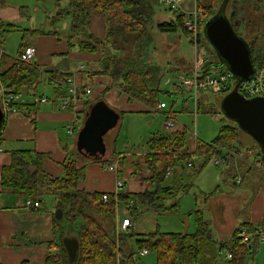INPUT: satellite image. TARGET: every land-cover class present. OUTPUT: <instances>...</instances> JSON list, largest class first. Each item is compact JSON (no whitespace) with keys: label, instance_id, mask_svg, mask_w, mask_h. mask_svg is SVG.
Returning a JSON list of instances; mask_svg holds the SVG:
<instances>
[{"label":"trees","instance_id":"trees-1","mask_svg":"<svg viewBox=\"0 0 264 264\" xmlns=\"http://www.w3.org/2000/svg\"><path fill=\"white\" fill-rule=\"evenodd\" d=\"M196 1L205 18L224 13L236 33L246 41L255 67H264V0ZM158 5V0H70L68 6L60 8L54 16L56 20L71 17V32L66 37L71 46L76 44L82 51H95L97 44L107 46L110 55L103 54L101 57V72L111 76L113 86L130 100L142 103L149 111L157 109L163 92L161 82L164 74L158 65L151 63L148 53V47L153 42L151 31L154 29ZM95 14H103L105 17L106 32L102 40L95 38L90 30ZM184 21L185 16L179 14L174 20L157 23L156 27L163 33L181 29L192 35ZM5 27L0 19V50H3L6 32L12 29ZM33 32L46 34L43 30ZM199 36H203L201 31ZM27 45L28 42H23L21 46ZM216 54L218 61L207 63L203 67L204 75L213 73L207 70L209 66L217 72L229 71L226 64L222 65L217 51ZM0 65V78L5 87L20 89L23 85L37 82L41 76L40 67L36 64L10 59L2 52ZM68 76L61 73V78L55 76V79L67 82ZM4 125L5 122L0 127V139ZM241 130L238 124L223 123L212 142L199 141L195 154L204 158L203 166L213 156L223 152H226L227 162L232 160L233 153H237L241 147ZM147 146L145 161L134 162L132 172L133 175H139L142 169L149 171L150 175L143 179L148 183L147 189L143 192L118 194L119 199L125 202L135 198L137 205L130 210L135 219L145 211L163 214L178 210L177 196L190 191L194 186L192 181L201 170L187 164L191 155L186 153L187 138L184 130L154 136ZM257 154L264 159L261 149ZM11 155V164L2 169L3 189L31 198L51 195L56 202L54 238L49 242L50 252L45 264H133V255L143 248L157 253V264H203L209 248L213 249L216 245L213 229L201 210L197 211V229L194 233L155 230L143 234L133 227L127 233H118V209L114 193L105 201L103 194L106 192L79 188L78 184L84 178L85 171L77 166L76 159L68 158L64 163V175L54 178L44 168L47 154L34 149H20L12 151ZM189 167L193 170L185 181L182 171ZM169 171H173L172 181L168 179ZM171 198L175 202L167 205V199ZM58 209L62 211L61 217L56 215ZM242 228L253 234L250 243H243L239 237ZM258 228L264 230V215L258 225L244 222L234 229L231 240L221 248L232 255L227 264H248L250 258L255 256L260 244ZM66 237H76L80 242L75 263L70 261L65 248ZM218 257L219 253L215 255V258Z\"/></svg>","mask_w":264,"mask_h":264},{"label":"crops","instance_id":"crops-1","mask_svg":"<svg viewBox=\"0 0 264 264\" xmlns=\"http://www.w3.org/2000/svg\"><path fill=\"white\" fill-rule=\"evenodd\" d=\"M105 25L103 14L93 16L90 30L95 38L103 39L106 32ZM48 38H51L53 42L57 41L55 43L58 44L61 42V38L57 35L47 37L44 34H37L35 41L28 42V45L34 44L37 48L36 57L32 62L40 67L41 76L37 82L23 85L20 89H17L14 86H3L0 78V104L2 108L5 97L10 93L14 96L12 106L16 108V112H4L5 125L0 139V264H45L47 254L50 252L49 242L54 238L53 223L56 204L54 198L51 206L41 198V207L31 209L26 206L27 196L4 190L2 187V169L4 166L11 164V152L20 149H34L37 152L45 153L48 155L44 161L45 171L54 178L62 177L64 175V163L68 158H73L74 154L78 152V134L76 137H74V134L80 123L84 125L87 111L96 103L94 102L96 100H93L94 95L91 97L85 93V86H93L95 89L99 88L100 90L106 89L104 93L106 99L104 98V101L120 112L121 117L123 113L128 111L149 112L145 105L130 100L125 93L114 87L111 76L101 72L102 67L100 61H98L101 57L99 44L95 45V51H82L76 44L70 47L71 45L69 46L67 42L63 41L62 50L59 47L61 51H53L49 53V56H46L42 52L41 46L42 41ZM192 41L194 42V40ZM200 42L201 38L198 39L197 43H194L199 45ZM23 48L21 46L19 54ZM1 52L7 54L5 50ZM14 60L17 59L14 58ZM202 62L204 64L201 67L196 65L190 73L193 74L199 71L203 74L205 60ZM82 64L85 65L84 70H80ZM207 70L212 72V66H209ZM54 71L55 73H52ZM61 73L68 74L67 79L76 78L83 85L78 89L77 97L70 101L67 110L60 108L62 99L68 93L66 81L61 82L55 79V76L60 79ZM182 75L187 76V74L179 73V81ZM181 87L185 90L182 84L181 86L174 85V88L180 89ZM42 97H46L48 101L45 103L39 102ZM159 105L157 109H159ZM71 125L74 127L72 133L69 131ZM164 128H166V123H164ZM198 146L199 140L192 138V145L187 142L186 153L191 156L195 155ZM257 151L256 144L245 146L243 143L239 151L233 153L232 160L226 161V152L219 155V158L224 161L219 165H225L223 176L226 181H232L231 183L234 185H243L245 192L242 196L231 193L236 194L237 198L226 196L222 200V203H228L222 214L227 219L229 227L226 230L223 229L226 227L223 225L219 227V230H213L216 245L213 249L209 248L203 264H224L223 259L220 260V254L227 255L229 252L221 250V248L223 244H227L231 240L234 229L244 222L258 225L263 218L264 183L260 184L258 176L263 175L264 177V168H259L253 164V160L259 157ZM146 153H132L130 151L119 153L113 148L111 152L107 151L105 158L101 161L92 162L90 160V162H86L85 160V162H80L82 164L78 167L84 169L85 176L79 182L78 187L86 191L115 193V184L117 187V181L121 180L120 162L125 161L127 163L129 157L134 158L137 155H143L142 158L144 157V159L142 161H145ZM200 157L203 161L202 165L196 168L202 169L205 166H203L205 160L202 156ZM83 159L86 158L83 157ZM116 165L117 171L108 169L109 166ZM130 165L132 167L126 169V171L131 176L132 185L138 188L144 184L143 179L147 178L150 173L147 169H142L138 176L133 175L134 167L133 164ZM192 170L193 168L189 167L182 171L185 181L188 180L187 176ZM168 179L173 180V171ZM192 182L194 184V180ZM135 192H143V190H135ZM180 196H177V200L180 199ZM207 199L208 197H206ZM235 199L240 200L237 212L236 208L231 210L229 205L235 202ZM262 245L264 246V244H259L258 250ZM218 253L219 257L217 259L215 255ZM225 259H227L226 256ZM191 264L196 263L192 262ZM248 264L251 263L248 262Z\"/></svg>","mask_w":264,"mask_h":264},{"label":"rangeland","instance_id":"rangeland-1","mask_svg":"<svg viewBox=\"0 0 264 264\" xmlns=\"http://www.w3.org/2000/svg\"><path fill=\"white\" fill-rule=\"evenodd\" d=\"M0 2L2 3L0 6V19L6 25L5 28H12L6 32L3 50H0V52L5 50L8 54L6 55L10 59H17L22 43L36 40L37 34L33 30H43L46 32L44 35L47 37L57 35L61 38L59 44L55 43L57 41L53 42L51 38L44 39L41 46L44 55L49 56L50 52L59 50V47L62 50V42H67L66 37L71 32V17L68 16L62 20H56L54 16L60 8H66L70 0H0ZM196 2V0H185L183 9L185 11L195 9ZM156 10L154 29L151 31L153 42L148 47V53L150 54L151 63L158 65L160 71L164 74L161 82L163 92H161L159 100L166 103L167 107L160 110L153 109L145 113L129 111L123 113L117 127L106 135L105 141L108 152H111L114 148L119 153L129 151L132 153H144L148 151L147 144L153 136L170 134L174 130H184L189 145H192V138L210 143L218 136L223 123L236 124L235 121L225 115L221 106V98L229 92L213 93L207 91L200 93L196 98L182 87L180 89L174 88L175 84L181 86L178 79L179 73L190 75L196 65L201 67L204 64L203 60H205V65L209 62L216 63L218 61L216 51L205 35L206 22L209 18H206V21L202 23L201 32L203 36L199 45H196L192 41V36L184 33L181 29L177 32L163 33L156 27L159 22L176 19L180 11L168 10L160 4ZM100 48L101 57L103 54L110 55V50L107 46H100ZM97 65L99 66V64ZM217 71L215 69L212 70L213 73H217ZM237 81V78H232L230 91L234 90ZM105 91L106 89H95L93 100L96 101L94 102L106 99V96L104 97ZM89 111L90 109L87 112ZM170 115L174 118L175 128L166 129L164 128V123L169 120L168 116ZM82 125L83 123H80L74 137H76ZM240 142L241 144L244 143L245 146L256 144L257 150L260 149L257 141L243 130H241ZM142 156L129 157L126 161L127 163L125 161L120 162V179L124 182V187L120 188L119 192L134 193L135 190L145 191L147 189V182L135 188L131 183V176L126 171V169L132 167L130 164L144 159ZM73 158L76 159L77 166H81L82 163L80 162H85V160L90 162L88 159H83L78 152L74 154ZM257 159H263V156L256 157L253 160V164H255ZM224 166V164L217 165L212 162L206 164L194 178V186L190 191L180 196L178 210H171L163 214H157L152 210L145 211L139 217L133 219V228L143 234H148L155 230L194 233L197 229V211L201 210L205 220H207L213 230H219V227L223 225L226 226L223 229L227 230L229 227L227 219L222 213L228 203H222V200L226 196L233 198H237V195L242 196L245 192V187L243 185H234L231 183L232 181H226L223 176ZM258 179L260 184L264 183L263 175L258 176ZM115 188L117 191L116 184ZM231 193H237V195ZM206 197H208L207 200ZM43 199L49 206L53 204L51 195H45ZM174 201L171 198L167 199L166 202L167 205H172ZM239 203L240 200L235 199V202L229 204L230 209L236 208L237 212ZM225 256V254H220V260L223 259L224 264H227L228 259H225ZM142 261L144 264H157V253L150 252ZM248 262L251 264H264L263 245Z\"/></svg>","mask_w":264,"mask_h":264},{"label":"water","instance_id":"water-1","mask_svg":"<svg viewBox=\"0 0 264 264\" xmlns=\"http://www.w3.org/2000/svg\"><path fill=\"white\" fill-rule=\"evenodd\" d=\"M205 35L217 51L222 65L226 64L238 80L234 90L222 98V110L257 141L264 153V97L248 99L239 91V85L254 78L257 72L249 47L236 33L224 13L207 20ZM120 119L121 113L104 100L93 104L78 132V153L88 160H103L107 154L105 137L119 124ZM4 121L5 113L0 104V127ZM56 215L61 217L62 211L58 209ZM64 245L70 261L75 263L80 249L79 240L76 237H66Z\"/></svg>","mask_w":264,"mask_h":264},{"label":"built area","instance_id":"built-area-1","mask_svg":"<svg viewBox=\"0 0 264 264\" xmlns=\"http://www.w3.org/2000/svg\"><path fill=\"white\" fill-rule=\"evenodd\" d=\"M185 0H158L159 4L166 7L171 8L174 11L179 12L185 16L184 25L186 29L191 32L192 40L195 43L198 42L201 24L206 21L205 16H203L202 11L198 8L195 3V9L185 11L183 9V3ZM37 54V48L34 44H29L23 48L20 54L17 56V60L19 62H33ZM85 65L82 64L80 66V70H84ZM234 75L230 71L225 72H217L210 73L207 75L202 74L199 71L187 76H180V82L185 88V90L189 91L196 98L202 92H213V93H222L228 90H231V80ZM68 93L65 98L61 101L60 108L62 110H67L70 104V101L77 97V92L80 87L83 85L76 78H69L66 82ZM95 88L93 86H85L84 91L88 96H93ZM239 91L248 99L255 97H264V67L257 69L256 75L249 81H243L239 85ZM14 100L13 94H8L4 99L3 109L4 112H16V108L12 106ZM48 99L46 97H42L39 99V102L45 103ZM167 104L161 102L159 105V109H165ZM166 122L167 129L175 128L174 118L170 115L168 116ZM71 133L74 132V127L71 125L70 130ZM201 157L198 155H192L188 159L189 166L198 167L201 165ZM211 162L215 164H221L224 161L219 158V155L213 156L210 159ZM255 166L259 168H264V159H257L255 161ZM109 170L117 171V166H109ZM171 174V171L168 172ZM124 187V182L121 180L117 181V191L114 193L115 200L117 203V232L118 233H127L134 226V217L132 216L130 210L134 209L137 205L135 198H130L129 200L122 201L119 199L118 194L120 193L118 190ZM111 193L106 192L103 194V199L106 201L110 198ZM42 199L41 198H30L26 199V206L31 209H39L41 207ZM122 210V211H121ZM257 235L259 236L260 243L264 244V230L262 228H258ZM239 237L241 238L243 243H250L253 239V234L250 233L246 228H242L239 233ZM150 251L146 248L139 249L133 255V264H144L143 258L148 256ZM227 259H231L232 255L228 253L226 255Z\"/></svg>","mask_w":264,"mask_h":264}]
</instances>
